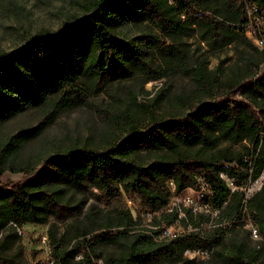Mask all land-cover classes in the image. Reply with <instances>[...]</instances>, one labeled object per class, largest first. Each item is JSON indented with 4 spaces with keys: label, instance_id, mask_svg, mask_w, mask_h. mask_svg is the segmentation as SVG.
<instances>
[{
    "label": "trees",
    "instance_id": "1",
    "mask_svg": "<svg viewBox=\"0 0 264 264\" xmlns=\"http://www.w3.org/2000/svg\"><path fill=\"white\" fill-rule=\"evenodd\" d=\"M243 1L76 0L77 11L56 30H36L13 48L0 47V122L37 104L70 106L135 68L161 75L145 53L144 41L187 61L185 41L166 44L160 34L190 32L198 24L218 45L236 37L248 39ZM254 1L264 7V0ZM190 59L198 82L207 84L201 95L179 111L155 116L150 110L143 121L129 107L116 113L98 105L113 130L100 145L53 143L33 157H22L20 145L39 133L49 116L15 133H0V173L22 171L16 180L0 179V264H27L20 245L7 252L23 222L43 223L49 217L64 221L79 215V222L68 224L65 241L56 236L54 226L48 227L54 264H92L104 241L118 247L105 264L177 259L188 247L215 243L221 245L217 254L227 264H264V249L247 243L239 232L246 214L264 242V182L249 194L243 188L264 169V65L256 64L252 74L220 81L215 69L209 74L204 60L194 55ZM221 137H248L252 145L208 150ZM222 174L236 186L231 188ZM168 179L174 192L186 186L199 189L203 201L217 209L208 228L199 226L208 216H197L191 206L178 202L163 209L171 193ZM65 186L98 201L123 192L141 210H159L153 215L156 227L137 226L125 203L110 215L85 205L83 198L65 195ZM174 219L196 229L157 236L161 222Z\"/></svg>",
    "mask_w": 264,
    "mask_h": 264
},
{
    "label": "rangeland",
    "instance_id": "2",
    "mask_svg": "<svg viewBox=\"0 0 264 264\" xmlns=\"http://www.w3.org/2000/svg\"><path fill=\"white\" fill-rule=\"evenodd\" d=\"M243 8L245 9L244 5ZM76 11V0H0V47L13 48L25 36L36 30L52 32L70 19ZM222 12L225 11L222 10ZM259 28L260 32L264 33V21H261ZM130 30L138 32L134 26ZM155 31L160 33L158 29ZM244 34L248 39L236 37L219 45L215 44L209 34L198 24H194L190 32L160 34L166 44L178 40L185 41L189 54L187 61H181L158 47H148L144 41L145 53L150 57L152 65L163 71L161 75L153 76L151 74L155 73L154 71L147 72L135 68L131 74L108 81L102 89L88 92L86 96L70 106L59 108L51 104H37L26 107L0 122V133H15L20 126L35 124L40 120H46L49 116L51 118L43 129L25 139L20 145L18 151L22 157H33L53 143L100 145L111 137L113 130L108 125V118L99 113L98 105L116 113H119L123 107H129L135 116L143 121L150 115V110L155 116L179 111L185 108L186 101L201 95L206 90L207 84L202 85L196 79L193 70L194 62L190 59L192 55L197 60H204L209 74L215 69L220 81H229L241 75L252 74L256 64L262 67L264 43H257L250 31H245ZM148 48L151 50L149 51ZM227 145L241 148L244 145L251 146L252 143L248 137L239 141L221 137L216 144L208 147V150ZM197 146L199 143L194 145V147ZM141 153L146 157L145 152L141 151ZM21 173V170L5 169L0 173V179L16 180ZM224 177L231 188L236 186L229 177ZM262 182H264V169L255 179L243 186L246 194L254 191ZM168 184L171 193L163 209L168 210L178 202L191 206L197 216L199 213L208 216V219L201 220L199 223L201 229L208 228L215 219L217 209L211 208L206 201H203L200 190L186 186L176 193L173 191L171 179H168ZM208 191V188H204L205 193ZM63 192L73 199L83 198L85 205H91L110 215H116L117 209L125 203L134 215L137 226L156 227L153 215L158 214L159 210L154 212L141 210L123 192L107 201H98L70 186L63 187ZM179 214H182V211ZM81 217L82 215H79L64 221H55L49 217L43 223L25 221L16 228L19 237L13 240L7 252L17 251L20 245L21 255L27 264H54L55 256L48 242V227L54 226L56 236L62 235L65 241L68 238V224L79 222ZM161 225L157 235L159 237H168L178 232L196 229L190 223L184 226L178 219H174L169 224L161 222ZM252 225H254L252 221L244 214L239 232L245 235L247 243L258 249H264V242L259 233L252 234L250 230ZM166 227L174 233L162 235L161 230ZM198 248L188 247L184 249L180 258H165L149 264H227L217 254L221 248L219 243H215L207 252H202ZM98 249L100 255L92 264H105L109 255L118 253V247L110 241L102 242L98 245Z\"/></svg>",
    "mask_w": 264,
    "mask_h": 264
},
{
    "label": "built area",
    "instance_id": "3",
    "mask_svg": "<svg viewBox=\"0 0 264 264\" xmlns=\"http://www.w3.org/2000/svg\"><path fill=\"white\" fill-rule=\"evenodd\" d=\"M244 7L245 11L247 13V20L244 26V32L245 31H250L251 35H253L254 40L262 44L264 43V33L260 32V23L261 21H264V7L257 5L254 0H244ZM225 176L224 174H222ZM191 200V199H190ZM149 212V211H146ZM250 230L252 231L253 235H257V228L255 225H252L250 227ZM162 235L163 234H173L174 232H170L169 229L163 228L161 230ZM202 252H207L210 247H203V248H198Z\"/></svg>",
    "mask_w": 264,
    "mask_h": 264
}]
</instances>
